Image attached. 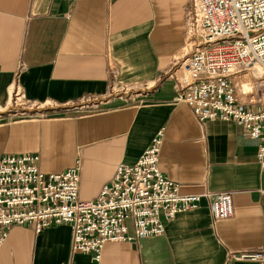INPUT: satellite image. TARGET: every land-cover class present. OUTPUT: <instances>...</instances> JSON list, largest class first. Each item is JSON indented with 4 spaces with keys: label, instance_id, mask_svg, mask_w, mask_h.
I'll return each instance as SVG.
<instances>
[{
    "label": "crops",
    "instance_id": "1",
    "mask_svg": "<svg viewBox=\"0 0 264 264\" xmlns=\"http://www.w3.org/2000/svg\"><path fill=\"white\" fill-rule=\"evenodd\" d=\"M191 4L0 0V157L37 154L45 173L78 160L79 197L92 199L162 130L160 171L180 193L201 196L166 222L161 236L106 243L98 262L71 251L68 224L39 232L13 225L0 264H264L229 258L264 253L260 141L233 120H199L175 100L179 80L190 78L173 62L187 44ZM15 84L28 113H3ZM237 97L251 108L260 104ZM217 192L231 195L232 216L212 215Z\"/></svg>",
    "mask_w": 264,
    "mask_h": 264
},
{
    "label": "built area",
    "instance_id": "2",
    "mask_svg": "<svg viewBox=\"0 0 264 264\" xmlns=\"http://www.w3.org/2000/svg\"><path fill=\"white\" fill-rule=\"evenodd\" d=\"M185 52L174 65L190 78L179 80L176 101L191 106L199 120H233L260 141L257 157L264 169V104L248 107L237 97L231 77L255 64L264 68V0H191ZM14 102L23 103L17 84ZM162 130L132 164H119L92 199L79 197L80 163L60 172H42L38 155L0 157V245L13 225L35 232L57 224L71 228V251L101 259L104 245L161 236L177 213L197 206L201 196L182 194L178 183L158 167ZM215 218L233 214L228 192L210 199ZM132 227V235L129 228ZM235 261H264V253H236Z\"/></svg>",
    "mask_w": 264,
    "mask_h": 264
},
{
    "label": "rangeland",
    "instance_id": "3",
    "mask_svg": "<svg viewBox=\"0 0 264 264\" xmlns=\"http://www.w3.org/2000/svg\"><path fill=\"white\" fill-rule=\"evenodd\" d=\"M188 16V12H187ZM185 48L181 50L184 52ZM177 56L180 55V53ZM176 56V57H177ZM235 83L237 94L239 95L240 99L243 101H251L255 103L264 104V68L258 64H255L249 69L243 70L242 72L235 74ZM247 79V83L249 86L244 90L240 89L241 82ZM22 103L14 102L13 97H11V105H9L6 109H4L3 113H17L21 114L22 112H27L28 110L21 107Z\"/></svg>",
    "mask_w": 264,
    "mask_h": 264
},
{
    "label": "bare ground",
    "instance_id": "4",
    "mask_svg": "<svg viewBox=\"0 0 264 264\" xmlns=\"http://www.w3.org/2000/svg\"><path fill=\"white\" fill-rule=\"evenodd\" d=\"M185 51H186V50H185ZM185 51H184V52H185ZM245 79H246V78H245ZM246 83H247V79H246L245 81L239 83V84H240V89L244 90L245 88H247L249 85L246 84Z\"/></svg>",
    "mask_w": 264,
    "mask_h": 264
}]
</instances>
